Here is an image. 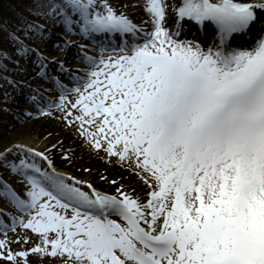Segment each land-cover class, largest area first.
<instances>
[{
    "label": "snow or ice",
    "instance_id": "1",
    "mask_svg": "<svg viewBox=\"0 0 264 264\" xmlns=\"http://www.w3.org/2000/svg\"><path fill=\"white\" fill-rule=\"evenodd\" d=\"M36 3L37 15L61 18L66 31L120 37L112 55L85 57L90 70L71 90L76 99L62 96L59 106L93 150L127 163L149 191L146 202L119 188V197L92 184L83 191L44 152L0 153V166L24 185L21 196L0 180V198L27 214L20 223L41 241L30 252L62 264H264V36L250 50L230 45L251 38L264 2L181 0L180 21L215 26L207 49L168 30L167 0H145L151 32L110 0ZM0 32L14 52L31 51L5 22ZM3 58L11 54L0 49ZM28 256L0 240V258Z\"/></svg>",
    "mask_w": 264,
    "mask_h": 264
},
{
    "label": "rangeland",
    "instance_id": "2",
    "mask_svg": "<svg viewBox=\"0 0 264 264\" xmlns=\"http://www.w3.org/2000/svg\"><path fill=\"white\" fill-rule=\"evenodd\" d=\"M167 2L169 5L167 13L172 14L171 12H174V9L179 7L181 0H167ZM144 4V7L139 8L138 12L144 11L146 3ZM68 14L70 16L72 15L71 12H69ZM146 16L148 17L149 14H146ZM148 21L150 20L148 19L147 22ZM42 22L43 21L41 20L40 23ZM50 22V25L45 23V25L43 26L45 27L48 25L44 30L46 32H42L37 36H29V39L27 40V48L31 49V51H29L28 55L24 56L23 52H21V57H19L20 61L18 63H14V61H11V64L7 58L0 59V63L2 64L8 65L9 63L10 66L19 67L12 68L11 70L7 69L6 72H3L2 81L0 83V153H4L17 142L37 136L38 133H36L35 129L33 128V123L37 118H43L50 121L52 124H55L59 129L68 131L74 137V139H77L81 143V146L85 148L86 152L95 154L96 156L100 157L101 160L104 159L109 162L115 161L118 164V171L123 170L126 173L133 174L137 178L141 179L138 174H134L133 169H131L127 163H119L116 159L106 156L103 152H96L95 150H93L90 145L83 139V137L78 135L75 127L68 126V124L65 122V113L63 111V108L62 106H59L60 98L62 96L67 97L69 101H74L76 99L75 92L71 90L75 89L76 87H80L81 85L77 82L72 81L71 76H69L68 73H79L75 69L79 68L78 64H82L87 67L86 71H84V74L81 73L82 75L78 79H86V73L90 70V65L89 63L84 62L83 57L88 56L98 60L101 56L106 57L108 55H112L113 53L110 49L94 40H91L92 42L90 43L93 44L94 47L92 50H87L85 46H78L74 48L73 42L76 41L77 35L79 34L75 33V35H68V33H66L63 29L57 28V26L62 23V20L59 17L51 19ZM165 22L167 24V27L173 30V20H169L167 18ZM261 23L264 24L263 22ZM138 26L143 28L145 32H151L152 30L148 25H145L143 21H139ZM259 27L261 28V24ZM261 31L264 33V29H261ZM27 33L32 34L30 30ZM79 37L81 38V36ZM182 37V35H179L178 39L183 40ZM254 37H256V35H254ZM188 38L194 40L196 39L193 37ZM60 40L63 41L64 44H61L60 46H50V43H57ZM65 41H68L70 43L65 45ZM139 42L142 43L143 41ZM192 42L198 43L195 41ZM27 44L24 43V45ZM199 45L203 47L202 44ZM49 46L52 51L51 53H48L46 51ZM109 47L112 48L114 46ZM70 50H72L73 52H70ZM43 52L47 54L46 57L48 59L43 56ZM79 53L81 55H79ZM29 56L31 57L30 59ZM25 57L26 59H23ZM66 57L70 58V60L66 61H68V63H71L72 65H65L64 59ZM37 66H39L38 68H40L39 71L35 70ZM45 68H49L48 73H45ZM64 72L67 75H64ZM26 82H29V85H24V83ZM62 84H65L67 86L66 89H68L69 91H64V89H62L61 87ZM39 90L44 91L48 94L49 100L47 102L37 101L40 94ZM19 96H23L22 99H18L20 107L18 106V110L13 113V109L15 108L10 102V99L14 97V99H17ZM30 99L37 101L36 105L29 103ZM19 115H22L23 119L17 121V117ZM26 117L33 118V122L26 123ZM15 123L16 129L12 130ZM18 146L28 148L22 144H19ZM8 158L10 160H18L19 158H21V154L15 150L10 156H8ZM35 159L44 167L48 166L45 161H41L38 157ZM49 160L51 159L49 158ZM51 162L52 168H54V170L57 172L60 166L52 160ZM10 172L11 171L7 167L0 166V180L6 182L14 190H17V188L19 189V187L15 186V184L12 183V181L9 179ZM65 177L68 178L66 182L73 183V181H79L81 182L82 190L89 191V189L86 187V185L89 183L77 180L69 174ZM112 179L115 182H117L118 180L117 177H112ZM141 181L143 182L142 179ZM20 187L24 189V185ZM94 188H99L100 190L98 189L97 191L103 194H112V192L104 190L103 188H100L98 186H94ZM0 191H2V185H0ZM148 191L149 188L144 184L141 192L146 193ZM2 212L7 216V218L5 216L4 221L9 225L5 227L0 226V240L6 239L7 248L11 250V252L19 253L21 251H29V256L27 260H25L23 257H18L17 261H8L0 258V264H15L14 262H16L17 264H52L60 260L59 258H53L51 256H45L43 254H32L30 252V249L35 245L40 244L41 241L37 234L33 233L29 229H25L20 223V219L26 221V219L28 218L27 214L21 212L7 198H0V213ZM113 218L119 220L118 217ZM14 224V230H8V228Z\"/></svg>",
    "mask_w": 264,
    "mask_h": 264
},
{
    "label": "bare ground",
    "instance_id": "3",
    "mask_svg": "<svg viewBox=\"0 0 264 264\" xmlns=\"http://www.w3.org/2000/svg\"><path fill=\"white\" fill-rule=\"evenodd\" d=\"M110 2L115 7L118 13H123L124 15H126L134 24L138 25L139 21H143L145 25H148L151 28V24L147 22L148 19L150 20V16L148 17L146 16V14L148 13H146L145 11L138 12L139 8L144 7L145 0H110ZM241 2L259 4L261 2H264V0H241ZM257 11L259 13V18L261 20H264V11H261L259 9H257ZM171 13L172 14H169V13L166 14V19L167 18L169 20L172 19L174 23L173 30L168 28L170 32H173L179 29L180 34H184L186 36H197L200 39H202L204 42H207V40L210 42L214 41V43L216 42L217 33H216V28L214 25L209 23L205 26H200L187 19L180 21L178 17L174 14V12H171ZM139 17H143V18H139ZM50 24L51 22L48 23V25ZM260 24L261 22L257 23L256 25H253V27L251 28V38L250 39L247 36L238 35L233 40L230 41V45L232 47H238V48L245 46L246 44L251 45L254 42L252 40V35L255 33L258 34L260 30V28L258 27L260 26ZM261 25L264 26V24H261ZM45 27L42 28L43 31L45 30ZM57 28L63 29L66 33H68V35L70 34L75 35V33L79 34L77 35L76 41L73 42L74 48L78 46H85L87 50H92L94 47H93V44H90L92 42L91 40L98 41L103 46L107 47L108 49H111L109 46L115 47L117 44L119 45L121 43L119 36L112 38V37H109L103 34L86 35L79 31L78 26H73V30L71 32L66 31L65 25L63 22L60 25H58ZM198 28L202 29L201 36L197 32ZM79 36H81V38ZM128 40L130 43L131 38H128ZM61 44H64V42L60 40L57 43H50V46L51 47L60 46ZM50 46L46 50L48 53L52 52ZM70 52H73V51L70 50ZM87 54H90V53H87ZM79 55L81 54L79 53ZM43 56L47 58L46 57L47 54H45L44 52H43ZM26 57L23 59H26ZM85 57H88V56H85ZM85 57H83L84 62L89 63L88 60L85 59ZM30 58L31 57L29 56V59ZM88 58H93V57H88ZM64 60H65L66 66L72 65L71 63H68V61H66V60H70V58L66 57ZM19 61L20 60H18L15 63H18ZM78 65H79V68H75V69L79 73L70 74L67 72L68 75L71 76V80L74 82H76L77 79L80 78L81 75L84 74V71H86L87 69V67H85L82 64H78ZM38 67L39 66H37V68L35 69L36 71L40 70V68ZM48 71H49V68H45V73H48ZM64 75H67V74L64 72ZM28 83L29 82H26L24 83V85L26 84L29 85ZM61 87L62 89L67 88L65 84H62ZM39 93L40 94H39V98L37 101L47 102L49 100V96L46 92L39 90ZM14 98L10 99V102L13 104V107L15 108L13 109V113L18 110V106L20 107L18 99H22L23 96H19L17 99H14ZM37 101L30 99L29 103L36 105ZM22 117H23L22 115H19L17 117V121L22 120L23 119ZM26 119H27L26 123H32L34 120L33 118H30V117H26L25 120ZM33 128L35 129L36 133H38L37 136L17 142L9 149H12L13 151H15L17 146L19 144H22L28 148H32L37 151L44 152L45 155H47L52 161L56 162L60 166L57 170V173H60L63 176L64 175L66 176L69 174L77 180L92 184L93 187L98 186L100 188H103L104 190H108L112 192V194L110 195H115L118 197H119V193L117 192V189L119 188V189H122V191H124L125 193L129 194L131 197L138 198L141 202H146L147 195H144V194H148V192L146 193L141 192V189L144 185L141 179L137 178L133 174L126 173L123 170L118 171L117 170L118 164L115 161L109 162L104 159L101 160L100 157L96 156L95 154L86 152L85 148L81 146V143L77 139H74V137L68 131L59 129L55 124H52L48 120H45L43 118H37L35 122L33 123ZM15 129H16V123L15 125H13L12 130H15ZM50 144H53V145H50ZM101 177H105V178L107 177V178L101 179ZM112 177H117L118 178L117 182L112 183V181H114ZM9 179L12 181V183L15 184V186L19 187V189L17 188V190L15 191L17 193H20L21 196H23L24 189L20 187L23 185L21 183V177L18 174H14L10 172ZM95 189L98 190L99 188H95ZM104 190H101V191H104ZM5 216L6 215H0V226L2 227L9 225L7 222L4 221ZM14 263L17 264L16 262ZM52 264H62V262L59 260Z\"/></svg>",
    "mask_w": 264,
    "mask_h": 264
},
{
    "label": "trees",
    "instance_id": "4",
    "mask_svg": "<svg viewBox=\"0 0 264 264\" xmlns=\"http://www.w3.org/2000/svg\"><path fill=\"white\" fill-rule=\"evenodd\" d=\"M44 2L46 3V0H44ZM37 7L38 5L36 0H0V21L5 22L7 27L14 31L16 36L27 44L29 36H37L38 34L44 32L42 30L43 25L45 23L48 24L50 20L53 19L51 17H46L43 14L37 15L34 11ZM41 20L43 21L42 23H40ZM29 21L40 25V29L27 28L26 23ZM29 30L32 34L27 33ZM14 47L15 45L8 40V33H0V49H3L11 54V58H7L11 64V61H14L15 63L19 60V57H21V52L17 53L13 51ZM28 54L29 52H23V56ZM2 65L6 68V70H0V83L2 81L3 72H6L7 69L11 70L12 68H17L10 65Z\"/></svg>",
    "mask_w": 264,
    "mask_h": 264
}]
</instances>
